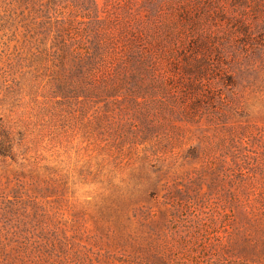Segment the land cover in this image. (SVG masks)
<instances>
[{
  "label": "rangeland",
  "instance_id": "obj_1",
  "mask_svg": "<svg viewBox=\"0 0 264 264\" xmlns=\"http://www.w3.org/2000/svg\"><path fill=\"white\" fill-rule=\"evenodd\" d=\"M209 1L110 0L136 75L63 81L0 21V264H264V0Z\"/></svg>",
  "mask_w": 264,
  "mask_h": 264
},
{
  "label": "trees",
  "instance_id": "obj_2",
  "mask_svg": "<svg viewBox=\"0 0 264 264\" xmlns=\"http://www.w3.org/2000/svg\"><path fill=\"white\" fill-rule=\"evenodd\" d=\"M1 7V27L10 35L7 40L15 41L21 54L43 63L50 61L63 81L72 74L105 69L129 68L136 75L141 66L139 56L144 62L152 61V54L139 55L130 17L114 15L113 9L118 7H112L110 0L104 6L97 0H5ZM207 7H217L215 12L220 15L226 8L215 0ZM196 44L206 47L203 38ZM12 146H1L0 151L10 153Z\"/></svg>",
  "mask_w": 264,
  "mask_h": 264
}]
</instances>
